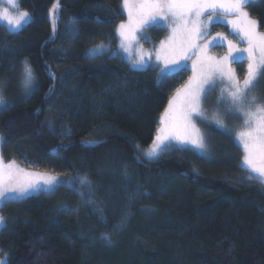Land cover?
<instances>
[{
	"label": "trees",
	"instance_id": "trees-1",
	"mask_svg": "<svg viewBox=\"0 0 264 264\" xmlns=\"http://www.w3.org/2000/svg\"><path fill=\"white\" fill-rule=\"evenodd\" d=\"M18 4L30 22L16 33L0 23L3 157L70 185L1 208L7 264H264V187L247 178L231 136L206 156H142L186 74L130 68L117 52L122 0ZM247 9L264 32V0ZM99 45L110 50L91 54Z\"/></svg>",
	"mask_w": 264,
	"mask_h": 264
},
{
	"label": "snow or ice",
	"instance_id": "snow-or-ice-1",
	"mask_svg": "<svg viewBox=\"0 0 264 264\" xmlns=\"http://www.w3.org/2000/svg\"><path fill=\"white\" fill-rule=\"evenodd\" d=\"M249 3L250 0H124L129 21L121 24L117 31L121 39L120 49L129 58L133 56V45L138 43L139 38L146 39L139 35L143 29L161 21L167 22L170 35L161 41L155 52L156 61L163 64L160 79L183 70V61L197 57L192 65L193 76L176 90V95L161 116V127L150 150L145 153L148 158H158L173 141L180 146H190L203 156L205 137L195 120L198 118L202 123L209 120L202 103L210 92L216 90L219 79L224 87L220 89L217 107L227 105L224 115H236L243 119L242 130L236 134L244 149L242 170L249 173L248 179H259L264 183V104L257 103L255 96H249L254 82L258 77H264V32L258 31V21L251 19L244 10ZM4 4L8 6L3 7ZM58 7V3L54 4L52 11L55 12ZM219 17H223L232 31L247 43V48L240 49L223 33L208 39L209 25ZM28 18V12L19 11L18 0H0V21H6L13 29H20ZM201 40H206V43H198ZM217 42L221 46L227 44L228 50L223 57L208 54V48L217 46ZM102 50L103 45H100L92 49L91 54H98ZM241 52L247 53L245 58L248 60L242 83L231 67L232 63L241 62L238 56ZM151 55L142 48H136L132 66H145L146 57L150 59ZM33 80V70L25 62L22 83L27 88ZM4 103L3 96H0V106ZM211 121L220 130L227 131L218 114H213ZM3 139L0 137V144ZM80 183L84 185L89 181L87 177H82ZM57 185L59 181L56 176L27 172L15 161L5 164L0 155V203L25 197L42 187L55 190ZM3 224L4 220L0 217V226ZM0 264H7V257L0 260Z\"/></svg>",
	"mask_w": 264,
	"mask_h": 264
},
{
	"label": "rangeland",
	"instance_id": "rangeland-1",
	"mask_svg": "<svg viewBox=\"0 0 264 264\" xmlns=\"http://www.w3.org/2000/svg\"><path fill=\"white\" fill-rule=\"evenodd\" d=\"M250 1H252V0H250ZM2 6L7 7L8 5L4 4ZM122 9H123V12L125 14V22H123L121 24H127L129 21V16H128V9H126L124 7V0H122ZM244 10L248 12L247 6L245 7ZM19 11H21V10L19 9ZM13 14L15 15L16 12L13 11ZM30 19L31 18L29 15L27 23H24L20 29H13L11 26H9L7 24L6 21H0V23L2 25H4L8 29L9 32L16 33V32H19L26 24H28L30 22ZM121 24H119L117 26V29L119 28V26ZM117 29H116L117 52H119L124 57L125 61L129 64L130 68L132 70H136V71H145L148 69L155 70L157 72L159 78H160V75H161L160 69H161V67H163V64L156 61L155 52L159 48L161 41H165L170 35V29L167 27V22L161 21L160 24H154L151 27L146 26L143 29V31L139 34L141 37H146V39L139 38L138 43L133 45V53L134 54L131 58H129L127 53L123 52L120 49L121 39H120V36H119ZM258 31H259V29H258ZM217 33H223L224 35H226L228 37V39L233 41V43L236 44L240 49H244V48L248 47L247 43L239 35H236L232 31L231 26L226 23V21L224 20L223 17H219L213 24L209 25L208 39H211V37L215 36ZM198 43L204 44V43H206V40H204V41L201 40ZM96 48H98V46ZM136 48H142L144 51L152 53L150 59L146 57L147 64L143 67L138 66V67L134 68L132 66L131 61L136 58L135 57V49ZM209 48H211V50L209 51V49H208V54L211 56H214V57H218V58L226 55L227 50H228L226 43H224L221 46L219 44V42H217V46H210ZM109 50H110V48L108 45H103V50L100 51L97 55L100 56L101 54L106 53ZM238 56L240 57L241 62L232 63L231 67H232V69H234L238 79L242 83L243 79L246 75V69H247V65H248V60L245 58L247 56V53L241 52V53H238ZM196 59H197L196 56H192L191 59H189L187 61H183L182 62L183 70H177V71H175L169 75V76L176 75L178 78H180V77H182V74H186V79L173 90L172 94L169 97L168 103L176 95V90L178 88H181L182 86H184L188 82L189 78L193 76L192 65H193V61H195ZM157 64H159V66H157ZM216 83H217L216 90L213 92H210L207 95L206 99H204V101L202 103L203 110L209 114V120L205 121L203 123L198 118L195 120L197 127L200 128L201 132L204 134V137H205V149H204L203 156L208 155L209 150H211L212 146H214L215 139L218 137L219 134H223L226 136L227 135L231 136L234 139V141L237 143V145L241 148L242 160H243V156H244L243 145L236 138V134L240 130H242L243 119L236 116V115H224V111L227 108V105H222L219 108L217 107V100L220 97V89L222 87H224V84L221 83L219 81V79H217ZM0 96H2L1 93H0ZM249 96H255L257 98V103L264 104V77H258L257 81L254 82V86H252L251 90L249 91ZM3 106L4 105L0 106V110L3 108ZM167 107H168V104H167ZM213 114H218L219 119L222 121L224 128L227 129L226 132L223 130H220L218 128V126L214 122L211 121V116ZM160 119H161V117H160ZM206 124H207V126H205ZM160 127H161V124H160V120H159L158 129ZM0 137H2L1 134H0ZM152 144L149 147H147L141 151L142 156L149 162L157 161L165 153L171 152L175 149L187 148V149L193 150L190 146H180V145H177L175 141H173L172 144L169 145L168 149L166 150L167 152L163 151L158 156V158H148L145 155V153L150 150ZM194 151L196 153H198L196 150H194ZM0 155H2V157H3L2 144H0ZM3 161L5 164L10 162V161H6L4 159V157H3ZM15 163H16V165H18L20 168L24 169L27 172L42 173V174H48V175L56 176L58 178L59 185H57L55 187V190L59 186L68 185V184L70 185V179L69 178L61 176V175H57L51 171H45L43 168L37 167L35 164L27 161L25 158L21 159L20 162H15ZM247 175H249L248 172H247ZM254 180L259 182L264 187V183H262L259 179H254ZM55 190H48V189L42 187L40 190L30 192L28 195H30V194H41V193H52ZM28 195H26L25 197H27ZM8 202H10V201H8ZM8 202L0 203V217H2L1 208ZM1 227L2 226H0V229H1ZM5 257H6V255H0V260H4Z\"/></svg>",
	"mask_w": 264,
	"mask_h": 264
},
{
	"label": "crops",
	"instance_id": "crops-1",
	"mask_svg": "<svg viewBox=\"0 0 264 264\" xmlns=\"http://www.w3.org/2000/svg\"><path fill=\"white\" fill-rule=\"evenodd\" d=\"M251 18V17H250ZM252 19V18H251ZM125 22V21H124ZM204 41V40H203ZM209 49V51L211 50V48H208ZM212 52V51H211Z\"/></svg>",
	"mask_w": 264,
	"mask_h": 264
}]
</instances>
